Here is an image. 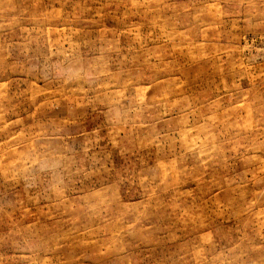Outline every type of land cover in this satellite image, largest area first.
<instances>
[{
  "label": "rangeland",
  "instance_id": "obj_1",
  "mask_svg": "<svg viewBox=\"0 0 264 264\" xmlns=\"http://www.w3.org/2000/svg\"><path fill=\"white\" fill-rule=\"evenodd\" d=\"M0 264H264V0H0Z\"/></svg>",
  "mask_w": 264,
  "mask_h": 264
}]
</instances>
